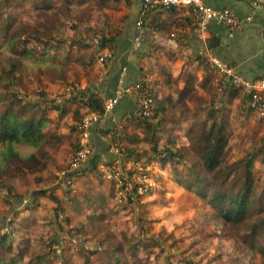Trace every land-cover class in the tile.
Returning a JSON list of instances; mask_svg holds the SVG:
<instances>
[{"label": "rangeland", "instance_id": "rangeland-1", "mask_svg": "<svg viewBox=\"0 0 264 264\" xmlns=\"http://www.w3.org/2000/svg\"><path fill=\"white\" fill-rule=\"evenodd\" d=\"M91 7L82 16L60 17L64 20L58 32L67 40L61 53H78L76 46L69 44V37H96L93 32L104 26V18L112 23L117 15L108 16L111 10L106 7L98 10L94 5ZM27 11L30 9L22 14L26 15ZM94 41L97 47L94 62L87 66V74L83 75V70L79 72L78 79L70 73L73 86L52 81L48 76H38L37 71L30 68L21 76L25 86L18 85L15 89L26 97H37L39 92H44L49 98L61 99L69 89H84L90 83H98L107 70L109 53L107 45L98 47ZM156 68L153 67L150 80L145 78L152 94L160 97L161 91H167L168 103L175 93L177 98L173 106L168 104L170 108L163 103L160 104L163 109H152L149 117L157 124L154 144L146 138L147 130L140 118H127L115 123L116 126L113 124L120 135L125 130L117 146L121 152L110 147L106 156L111 164L104 163L105 156L96 169L85 167L74 173L66 189L64 179L68 176L65 178L64 173L76 151L74 146L85 139L83 119L96 115L85 112L82 106L80 117L74 119L71 110L79 105V101H75L67 104L68 111L56 121V131L64 133L66 139L58 147L48 146L50 158L46 169L39 174L41 182L35 183L34 174L26 173L0 184V235L6 237L5 245L10 254L18 253L22 247L28 251L20 262L13 264H264V255L259 249L251 251L241 240L242 230L220 221L204 199L185 187L183 179L197 160L187 134L193 127L208 126L212 120L206 117L210 105L217 113L223 109L228 121L231 135L227 161L241 158L251 145L261 147L264 114L244 109L240 104L241 91L233 100L227 98L223 77H209L200 66L195 71L197 77L202 76L200 81L190 79L193 82L188 84L185 74L191 66L185 65L184 74L179 76L180 84L178 80L173 81V85L168 79V84L162 83L155 91L152 80L158 76ZM169 73L171 77L175 75ZM175 83L184 88L192 86V93L178 100ZM47 114L58 115L55 110ZM71 125H75L74 130L69 129ZM129 149L134 154L124 157L121 164L120 154ZM167 150L174 153L172 158L160 160ZM252 171L257 193H264V149L255 155ZM43 187L47 188L45 193H32ZM53 193L57 200L51 196ZM47 246L55 250L47 255L49 263L36 262L34 249H47ZM11 263L6 260L4 264Z\"/></svg>", "mask_w": 264, "mask_h": 264}, {"label": "trees", "instance_id": "trees-1", "mask_svg": "<svg viewBox=\"0 0 264 264\" xmlns=\"http://www.w3.org/2000/svg\"><path fill=\"white\" fill-rule=\"evenodd\" d=\"M117 1L0 0V184L4 180L20 177L26 173L34 174L35 183L41 182L39 174L46 169L50 158L48 146L58 147L66 139L65 134L56 131L55 127L59 117L68 111L69 103L79 101L78 107L71 110L74 119L80 117L82 111L80 112L79 108L82 106L85 107V112L98 115L89 129L92 152L87 164H80L73 170V174L84 170L85 167L96 169L101 161L102 156L93 151L92 141L95 131L105 138L107 150L115 142L121 143V135L115 130L114 122L106 128L98 126L110 112L104 111L103 100L114 94L116 78L112 92L106 97H102L99 93L104 86L103 82L95 83L96 85L90 83L84 89L79 87L69 89L67 95L61 99L49 98L44 92H39L37 97H26L15 89L18 85L25 86L22 84L21 76L30 68L35 69L38 76H48L52 81L65 82L69 86H73L72 81L69 80L70 73H74L76 78L80 76L81 70L83 75L87 74L89 70L86 68L93 64L94 52L97 50L92 43L93 40L98 47L115 42V36L111 35L107 19L104 18V26L99 27L98 32H93L96 37L89 39L69 37V44L76 46L78 50L75 55L61 53L60 49L67 40L58 32V26L65 17L82 16L86 9L92 8V5L98 10L107 7L110 2ZM28 9L30 11L23 15L22 13ZM61 16L64 19H60ZM91 45L93 49L89 51ZM139 49V46L135 48L137 55ZM136 67L141 72L139 63H136ZM140 79H143L141 74L131 84ZM123 84L126 85L124 82ZM239 91L240 89L227 85L224 93L227 98H232L237 96ZM189 93L191 94L192 91L188 87L178 90V100H182V96L185 97ZM124 95L132 96L135 109L130 114L135 115L139 109L135 97L132 94ZM240 96V104L245 109L248 94L242 92ZM223 99L224 97L221 98L222 101ZM156 106L154 103L152 109H156ZM49 110H55L58 115L55 117L48 115ZM222 112L223 109L217 113L215 107L210 105L206 117L212 120L208 126L202 124L193 127L187 134L191 140L190 147L197 154V160L193 161L190 172H187V177L183 178L186 182L185 187L193 189L196 195L204 199L220 221L240 228L241 240L246 244L247 249L251 251L259 249L264 255V193H257L252 171L255 155L264 149V137L262 136L260 140L261 147L251 145L241 158L227 161L231 133L227 118ZM216 116L218 118L214 120ZM140 119L147 130L146 138L154 144L157 124L149 116ZM69 129L74 130L75 125H71ZM79 147L77 143L74 149ZM118 151L121 152L120 149ZM129 154L134 152L129 149L120 155L121 164L124 163V157ZM173 155V152L167 150L160 160L170 159ZM172 166L174 167L175 164ZM46 191L47 188L43 187L37 191L33 190L32 193L42 194ZM51 196L58 199L55 193ZM5 200L8 201V197H5ZM6 240L4 235H0V264H4L6 260H10L11 264L20 262L28 252L27 249L22 247L18 253L10 254L9 247L5 245ZM46 248L34 249L37 253L36 262L49 263L47 255L49 252L54 253L55 250L50 246Z\"/></svg>", "mask_w": 264, "mask_h": 264}, {"label": "crops", "instance_id": "crops-1", "mask_svg": "<svg viewBox=\"0 0 264 264\" xmlns=\"http://www.w3.org/2000/svg\"><path fill=\"white\" fill-rule=\"evenodd\" d=\"M201 1L214 8L227 7L231 9L239 18L238 28L231 29L216 19H212L208 21L205 31L202 32L198 29L189 7L154 8L143 14L142 25L138 28L135 22L140 16L141 0L110 2V6L106 7L111 10L108 12V16L115 13L117 15L116 17L114 15L112 23L110 21L107 23L110 25L111 35L115 36V42L111 45L107 44L109 53L106 62L107 70L101 74V81L98 82L104 83L99 92L101 96L106 97L112 92L115 86V78L117 81L122 78L126 85L134 82L140 77V74L143 79L150 80V73L155 66H157L156 70L158 71L157 78L152 80V89L155 91L159 89V85L162 83L168 84V79L169 82L172 81V84L173 81L179 80L178 84H180L179 76L184 74L185 65L191 66V69H187L185 74L188 84L193 82L190 79H196V81L202 79V76L197 77L198 75L195 73L200 66L207 72H202L203 76L205 74L214 78L223 77L224 88H226L228 84L225 75L217 68H212L207 64L208 57L218 58L247 79L253 80L264 77V3L259 0ZM247 17L249 20L246 19ZM136 36L139 37L138 55L135 51L137 46H134ZM154 62L158 65L151 64ZM136 63H139L140 68H142L141 72L136 67ZM169 72H174L175 75L171 74L173 76L171 77ZM148 87L150 90L151 87ZM175 87L176 90L184 88V86H176V83ZM188 89L192 91L193 87L189 86ZM165 93L167 91H161L160 97L156 93L152 94L156 99V105L158 102L156 109H163L160 106L163 103L167 105V108L169 107L168 104L174 105V100L177 98L176 93L170 103H168L170 96ZM235 97L229 99L233 100ZM183 104L186 105V102ZM134 109L132 96L123 95L114 109L100 121L98 126L106 128L111 126L112 122L115 124L127 118H140L136 114H130ZM120 133L122 138L125 130L123 129ZM122 141L124 144L125 140ZM105 142V138L95 131L93 151L101 155L103 159L107 157L104 163L109 165Z\"/></svg>", "mask_w": 264, "mask_h": 264}, {"label": "built area", "instance_id": "built-area-1", "mask_svg": "<svg viewBox=\"0 0 264 264\" xmlns=\"http://www.w3.org/2000/svg\"><path fill=\"white\" fill-rule=\"evenodd\" d=\"M157 7H189L193 13L194 21L198 29L202 32L205 31L208 21L216 19L218 22L223 23L231 29H236L239 26L238 16L229 8H214L210 5H206L201 0H141L140 13L135 24L136 27L142 25V16L146 12ZM249 20V17L246 18ZM139 37L134 38V46H138ZM207 64L211 67L217 68L226 77L227 84L247 92L248 98L246 100V106L249 110L264 114V77L258 79H247L241 74L234 71V69L226 63L221 62L216 57H208ZM124 94H132L139 106L137 111L138 117H148L152 111L154 104L153 95L149 90V87L145 79H140L133 84L124 85L122 78L116 83L114 94L103 100L104 111L109 112L113 109L119 98ZM98 118V115H91L83 119L82 134L85 137L82 142H79L80 147L76 149L72 156V161L68 165V171L65 172L64 182L68 186L72 183L71 177H73V170L80 164L87 163L89 156L92 152V147L89 141V129L92 123ZM117 142L113 144L114 150H117ZM118 151V150H117ZM119 152V151H118ZM121 155V154H120ZM121 159V157H120ZM118 159L120 162L121 160ZM114 168V167H112ZM110 168V169H112ZM114 173V172H113Z\"/></svg>", "mask_w": 264, "mask_h": 264}, {"label": "water", "instance_id": "water-1", "mask_svg": "<svg viewBox=\"0 0 264 264\" xmlns=\"http://www.w3.org/2000/svg\"><path fill=\"white\" fill-rule=\"evenodd\" d=\"M260 2L264 3V0H259Z\"/></svg>", "mask_w": 264, "mask_h": 264}]
</instances>
